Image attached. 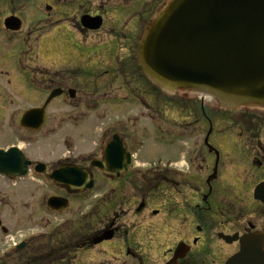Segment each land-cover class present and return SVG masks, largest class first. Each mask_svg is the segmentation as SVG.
<instances>
[{"label":"flooded vegetation","instance_id":"af4514ba","mask_svg":"<svg viewBox=\"0 0 264 264\" xmlns=\"http://www.w3.org/2000/svg\"><path fill=\"white\" fill-rule=\"evenodd\" d=\"M42 1L44 4L36 6L34 0H0V32L9 40L14 35L30 38L34 32L43 36L58 31V27L65 30L59 40L47 45L48 66L25 53L9 75L10 62L0 67V77L7 80V86L16 87L18 93L22 87L33 92L32 99L38 102L31 108H41L51 91L58 92L44 109L45 124L51 120L57 124L80 120L93 143L88 153L71 158L64 152L55 162H47L42 174L36 173V164L32 165L26 179L50 189L51 170L61 165L77 166L90 174L92 188H57L55 197L67 200L66 212L74 211L75 219L68 217L54 228L46 221L43 230L31 232L17 242L13 253L0 259V264H226L241 253L251 255L249 248L264 252V144L249 150V165H224L225 158L211 143L212 132L207 141L219 155L215 156L205 145L208 131H213V121L206 114H212L211 107L196 104L195 113L191 112L192 106L188 107V115L182 118L186 125H207L198 152L179 154L185 168L178 167L181 160L174 161L172 157L157 160L153 168H121L125 164L122 160L114 174L90 167L93 160L101 161L103 147L112 135L120 137L129 152L127 126L131 120L124 115L130 112V98L135 91L129 86L132 74L140 73L136 63L138 43L153 14L167 0ZM63 9L69 12H62ZM42 11L47 17L44 23L21 30L24 16L33 17ZM12 18L21 23L20 31L4 26L5 20ZM95 19H101L97 30L90 28ZM42 26L46 28L43 33ZM112 44L118 47H114V52ZM86 68L84 75L82 70ZM98 79H104L103 85H110L108 90L99 91ZM113 82L119 83V94L111 97L109 88ZM142 91L136 89L141 99L137 93L134 96L139 98V105L149 110L144 99L149 92L146 87ZM57 101L61 102L62 111L70 107L71 112L52 117L48 110L56 107ZM214 111L222 115L220 124L236 128L231 129L237 130L239 138L246 135L255 139L264 132V110L243 109L236 111V117ZM113 112L121 116L112 115ZM22 115H18L17 122ZM161 128L160 133L166 134V140L161 137L162 145L173 139L174 146L178 134L170 136L166 128ZM189 137L194 145L193 134L189 133ZM64 141L66 145L69 142ZM237 151L242 156L243 149ZM52 196L44 194L39 202L44 206ZM3 230L0 228L2 234Z\"/></svg>","mask_w":264,"mask_h":264},{"label":"water","instance_id":"95a60500","mask_svg":"<svg viewBox=\"0 0 264 264\" xmlns=\"http://www.w3.org/2000/svg\"><path fill=\"white\" fill-rule=\"evenodd\" d=\"M6 26L18 29L12 23ZM137 57L144 75L169 94L198 93L227 110L264 109V0H170L146 28ZM41 123L37 110L21 120L23 127L32 130ZM123 158L116 140L105 147L106 165L119 167ZM28 164L14 148L0 151L1 175H24ZM62 175L55 171L51 178L58 185L77 187L78 183L61 181ZM64 177L86 174L71 170ZM58 200L51 198L49 207L65 209ZM249 253L227 264H264L263 251L249 248Z\"/></svg>","mask_w":264,"mask_h":264},{"label":"rangeland","instance_id":"374dc122","mask_svg":"<svg viewBox=\"0 0 264 264\" xmlns=\"http://www.w3.org/2000/svg\"><path fill=\"white\" fill-rule=\"evenodd\" d=\"M34 1L35 3H32L36 6L44 4V1L42 0ZM65 11L69 12V10H62V12ZM46 19L47 17L42 14H36L33 17L24 16V23L21 30H26L27 25L36 27L37 24L44 23ZM58 19L60 20L61 18H55V20ZM41 28L43 33L46 28L44 26ZM64 33V28L58 27V31H51L49 34L43 36H38L34 32L29 36L30 38H28L27 35L21 36L20 38L14 35V39L12 38L13 40H9V37L4 35L1 31L0 67H3L6 63L10 62L7 68L9 70L7 71L9 75L15 66L17 68V60L19 57L25 53H29L30 56L35 57L40 65L45 67L48 66L45 60V56L47 55V45L54 40H59V34ZM112 46L111 51L114 52L113 49L115 45L112 44ZM115 48H118L117 45ZM99 62L101 63V60ZM102 62L104 63V60ZM82 72L84 75H87V68L82 70ZM99 72L102 74V69L99 70ZM104 79H98L96 81L99 86V91H102V89L108 90V87L110 86H107L106 84L103 85ZM8 80L11 81L12 78H9ZM6 81L7 80L3 77H0V148L17 145L22 148L23 152H26L31 159L39 160V158H43L44 162H55L56 159L62 157L61 155L64 152L66 156H71V158L76 157L83 152H89L92 145L91 140L87 144L85 139L82 143L80 142V139H78L80 136H77L78 129L84 128V126L79 124L58 125L51 120L45 128L39 132V135H32L30 134L31 132L22 129L16 118L23 110L32 106L34 103V100L32 99L33 92L22 87L20 93H18L17 88L14 86H7ZM131 82L132 84L129 86L135 90L133 93H137L136 95L139 98L140 93L136 92V89L144 91V87L147 88L149 94L148 96L145 95L144 99L147 104H151L150 106L154 108V112L152 113H145L138 107L130 108V110L134 109L131 111V115L133 116L131 121L132 127L129 129L127 137L130 148L132 147L131 149L135 150L136 147L134 148V146L141 143L145 144L143 143L145 140L147 142V145L144 146V151H140L136 164L140 167L142 164H147V162L151 163L155 160L164 161L167 157H172L171 160L178 161L180 159V153L191 155L197 153L200 149L203 135L206 133L207 125L206 127L198 124L186 125L187 121L185 119L182 120V118H185V114L188 115L186 113L188 107H193L191 108V112H198V105L193 102L184 103L176 98L166 97L164 96V93H160L156 89L153 90L150 84L145 82L141 77V73L132 74ZM118 87L119 85H117L116 82H113L112 87L109 88V90H112V93L110 94L111 97L119 94L116 90ZM122 93L123 92L121 91L120 94ZM35 102L37 103L38 100ZM195 106L197 109H195ZM51 109L50 113L52 117L61 114V112L70 113L72 110V108L67 107V110L63 109L62 111V104L59 102L56 103V107ZM207 111L208 110H206V112ZM206 114L211 117L213 121L212 125L214 132L212 134L211 143L219 150L222 159L225 158L224 165L237 164L241 167L249 165L250 161H248V157L252 156L249 150L251 148H256V145L259 147L260 144H264V132H261V136H258L255 139H251L246 135L240 136L239 138L236 133L237 130H235V132L230 131V129L226 128L223 124H220L222 115H217L215 113L210 114L209 112ZM149 115L152 117V123L148 119ZM226 116L236 117L238 114L236 112L235 114H226ZM157 125L159 127L162 126V130L166 128L169 131L170 136L174 133L181 135L182 137H180V139L177 138V142L174 146L173 139L165 141V145L163 146L157 139H161L160 137H162V140H166L164 137L166 134L161 133L159 134L160 137L159 135H156ZM194 128L196 130H193ZM229 128L236 129L231 126ZM183 133L186 134L183 136ZM188 133L193 134L194 145L192 144ZM67 138L72 139L68 147L64 141V139ZM31 143L32 145H29ZM240 148L243 149V151L240 152L242 156H239V151H237ZM180 160L178 167L185 168L183 159ZM47 188L48 187L41 183L39 184L38 182L28 179L24 183L16 184L0 179V222L7 230L6 235L2 234L0 231V259L3 257L6 258L8 255L12 254L13 246L17 242L29 237L31 232H38L40 229H44L46 221L49 222L51 228H54L60 225L65 219H68V217L72 220L75 219L73 216L74 211H70L69 214H67V212L55 214L49 212L45 204L43 206L39 202L44 194L54 195L59 193V191H57L58 189L53 185L50 189ZM92 261H96V259H93Z\"/></svg>","mask_w":264,"mask_h":264}]
</instances>
